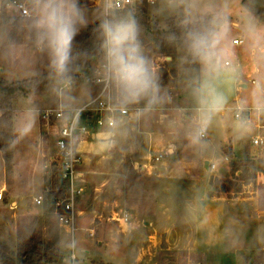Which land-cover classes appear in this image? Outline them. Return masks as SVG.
<instances>
[{"label":"rangeland","instance_id":"1","mask_svg":"<svg viewBox=\"0 0 264 264\" xmlns=\"http://www.w3.org/2000/svg\"><path fill=\"white\" fill-rule=\"evenodd\" d=\"M22 1L29 6L28 0ZM85 3H88V0H80L81 7ZM149 3L158 13L160 23H165V27L160 26L156 18L148 14ZM252 3L264 7V0H253ZM239 5L244 6L243 0H239ZM135 9L146 12L159 28L165 30L178 28L177 17H168L170 12L164 8L163 0H154V3L148 0H135ZM103 11L104 9L95 8L94 13L101 14ZM235 11L234 7L233 12ZM28 18L20 15L13 0H0V26L8 28L0 31V67L7 72V75H0V79L10 82L29 80L34 85L27 94L18 92L9 96L6 93H0V104L1 98L7 96L10 98L13 112L11 135L3 137L4 150L0 148V190L4 193L3 198L0 199V236L3 233L8 235L6 244H10L8 246L16 259H18V252L25 251L32 245L46 246L56 233L60 236V248L64 260L61 263L50 264H219L221 257L222 264H236L233 254L220 256L218 251L223 243L216 236L213 247L207 250L208 245L211 244L208 239L211 233L221 235L219 233L222 228L226 231L228 241L224 247L231 248L233 241H236L235 238L242 246L248 240L258 237L261 238L259 242H264V234L260 233L263 225L255 217L253 218L257 208L264 210V147L256 146L253 153L249 150H241L239 154L235 156L233 154L234 169L238 171H232L229 178L204 175L203 178H209L208 181L212 184L215 195L233 198L237 201L236 203L242 202L244 198H250L252 202H242L236 210L233 208L228 211L229 215L222 218L216 216L217 219L215 217L214 220L216 219L217 226L213 223L209 224L199 234L197 245L204 249L190 251L189 243L194 244L195 238L180 241L175 239L176 241H173L178 245L174 242L172 247L165 234L160 235L159 239L151 237L145 241L150 226L147 225L144 228L143 220L150 217L145 212V206H142L140 202L154 199L150 192L147 194L144 190V187L153 180L148 181L143 178L142 173H136L132 167L134 159L124 157L120 154L122 153L120 150L116 157L109 154L110 152L112 154L114 149L97 148L96 143L93 142L84 145L85 164L82 178L85 189L76 203L77 230L73 241L66 227L60 224L55 210V200L62 196L63 190H61L62 184L58 173L55 172L50 159L57 150L55 134L53 128L45 125L43 113L48 108H56L60 105L77 107L83 104L88 96V88L91 89V96L86 101L98 94L101 85L94 80V69L98 63L102 62V53L99 57L95 55L96 58L91 65L78 66L71 75L70 89L64 90L54 80L47 53L38 51L34 47L28 28ZM230 19L235 22L238 18L233 14ZM259 20L264 22L261 18ZM97 23H100V19L92 25ZM88 26L81 28L75 37L73 54L78 52L84 40L83 34L89 32ZM237 33L241 31L238 27H234L231 33L232 38L236 37ZM144 38L146 37L140 32V40ZM151 38V42L145 44V54L159 73L160 82L174 85L176 81L172 79V74L175 71V65L156 59L159 53L157 50L165 46L164 43L161 44V36L154 34ZM233 44L238 66L242 62L240 67L245 74L243 80L247 81L248 87L242 92L237 91V82L241 75L238 68L235 83L223 86L222 90L227 95L228 102L225 110L213 118L208 128V137L205 138L207 146L203 149L195 148L200 155L218 159L220 173L227 172L226 161L221 157L222 154L228 155L226 150L230 149V145L224 148L219 145L224 137L223 127L227 125L230 130H238L230 133L232 138L250 137V127L244 130L237 127L236 105L246 100V107L250 106L254 109L252 80H256L257 75L254 73L252 62L244 56L247 50L246 44L234 42ZM165 47L169 54L181 49L178 44ZM0 72H2L1 69ZM2 112L0 108V116ZM27 114L34 117V126L27 135L20 136L18 127ZM89 139L98 140L92 137ZM123 150H125L124 147ZM211 171L210 169L208 173ZM204 189L205 187H200L197 190V202H200L202 195L205 196ZM171 194V198L175 197L177 202H185L187 197L194 195L186 187ZM211 194V191L207 192L208 196ZM38 195L44 196L41 204L34 201ZM206 196L204 198L207 199ZM13 201L19 202V205L10 210L7 202ZM13 211L17 212L13 213ZM125 211L130 212V218L128 221H121L119 217ZM149 212L154 214V209L150 207ZM132 215L134 217L131 219ZM132 221L138 223L141 229L136 226L132 228ZM90 229H94V235H90ZM73 248L76 253L75 261L71 254ZM243 253V264H264V250L258 249V246L252 251L248 248ZM0 264L3 263L0 262Z\"/></svg>","mask_w":264,"mask_h":264},{"label":"clouds","instance_id":"2","mask_svg":"<svg viewBox=\"0 0 264 264\" xmlns=\"http://www.w3.org/2000/svg\"><path fill=\"white\" fill-rule=\"evenodd\" d=\"M31 16L28 28L34 47L45 52L57 85L69 90L72 83L73 41L88 21L80 0H28ZM98 33L102 53L101 73L113 93V112L124 114L132 105L144 104L130 117L138 119L163 102L158 72L145 54L140 40V26L131 13L119 15L115 0H102ZM164 8L177 17L179 35L167 37L170 44H178L183 62L199 65V73L191 81V96L195 102L194 115L187 132L190 144L203 149L205 136L213 118L225 110L228 97L224 85L235 83L238 62L234 50L232 29L238 27L242 42L253 61L254 81L252 103L257 114H264V25L260 24L248 6L239 0H163ZM235 7L236 11L233 12ZM235 14L237 21L230 17ZM247 101L236 105L237 127L247 129L250 122L241 114ZM124 121L110 117L109 127L115 135ZM34 126V117L27 114L18 132L27 135ZM110 146V145H108ZM215 163L213 167H215Z\"/></svg>","mask_w":264,"mask_h":264},{"label":"crops","instance_id":"3","mask_svg":"<svg viewBox=\"0 0 264 264\" xmlns=\"http://www.w3.org/2000/svg\"><path fill=\"white\" fill-rule=\"evenodd\" d=\"M148 1L154 3V0ZM81 8L84 10L88 25H92L101 17V14L94 13L95 8L104 9V5L102 4V0H88V3H85ZM148 14L150 16L152 15V18L154 16L160 26L165 27V23H160L161 21L158 18V13L151 7L150 3L148 4ZM173 16L175 15L169 13L168 17ZM256 19L260 24L264 25V22L260 21L258 17H256ZM3 29L6 30L8 28L3 25L0 26V31ZM235 36H241V33H237ZM142 46L143 48L145 47L143 44ZM183 56L184 52L181 48L171 54L158 53L156 57L157 61L164 63L168 61V63L175 65V71L172 74V79L176 81L174 85H169L167 82H160L161 96L163 98L162 103L156 105L151 111L144 113L138 119L131 120V115L138 108L144 107L142 105H135L136 108L132 109L131 112L122 119L124 123L119 129L115 130V135H109V133L114 131L111 130L110 132H101L97 136L92 137L95 139L97 138V141H91V139L88 138V141L81 144V151L84 158V145L86 146V144L90 142L96 143L95 145H97V148L114 149L112 154L111 152L109 153L113 156L119 155L121 151L122 153L120 154L124 157L126 156L130 159H134L132 167L136 173H142L143 178L148 181L153 180L154 183L150 182L149 185L144 187V190L147 194L150 192L154 199L152 201L144 200V202H140L142 206H145V212L148 217H150V219L143 220L144 228H146L147 225L150 226L147 231L148 237L145 241H148L151 237L159 239L160 235L165 234L168 243H170L172 247L177 239L180 241L181 239L186 240L195 238L196 242L194 244L189 243V245L191 244L190 251L195 249L202 251L204 248H199L197 245L201 230L212 223L214 226H217V222L215 221L217 217L222 218L227 214L229 215L228 211L233 208L236 210V207L242 205V202L247 203L252 201L250 198H244L242 202L236 203L237 201L233 198H224L220 195H215L213 193V186L208 181L209 178H203L204 175L207 174L229 178L232 175V168L230 165L231 158L226 154H222L221 158L226 161L227 172L220 173L218 171L219 160L211 159L206 155H200L187 139L191 117L194 115V109L196 107L191 96L190 84L193 78L199 73V65L183 62ZM244 56L253 64L248 49L244 52ZM240 66H238L241 71V75L237 82L238 92H242L248 87L247 81L243 80L245 74ZM0 69L2 70L0 75H7L4 68L0 67ZM260 74H264V67L261 68ZM253 80L252 82L254 83ZM244 83L247 85L243 86ZM88 89V96L85 101L91 96V89ZM243 116L250 122V137L240 138L237 136L232 138L230 133L232 131L237 132L238 130H230L228 126L225 125L223 127L224 137L219 143L221 148L230 145V149L234 156L239 154L241 150H249V152L253 153L257 147L252 139L256 135H264V114H257L253 108L247 106L245 107ZM207 137L208 135L206 134L205 138ZM123 147L125 150H123ZM212 162L216 163L215 168H211ZM84 164L85 158L83 166ZM210 169L212 171L208 173ZM182 187H186L190 192H193L194 195L190 198L187 197L184 200L185 202H177L174 199L175 197L173 199L171 198V193H177ZM200 187H205V196L207 192L210 191L212 194L209 196L207 195V199L202 195L200 197V202H197V190H199ZM145 199L147 198L145 197ZM7 204L10 206L9 209L11 210L14 209L13 207H17L19 202L13 201L7 202ZM150 207L154 209V214L149 212ZM16 212L17 211H13V213ZM132 217H134V215L131 216V219ZM215 217L216 219L214 220ZM254 217L263 225L261 226L262 229L260 232L263 235L264 210L257 208L256 211H254L253 218ZM186 225H188V227ZM134 226L141 229L138 223L132 221V228ZM217 229L219 230V228ZM220 232L219 234L221 235H215V233L209 235L208 239H210L211 244L208 245L207 250L213 247L214 237L216 236L218 239L220 238L221 240H219L223 243L222 248L218 251L221 254L220 256L231 253L235 257L236 264H243L242 257L244 255V250L249 248L250 251H252L257 246L258 249L264 250V242H259L261 239L260 237L254 240H248L244 246L240 245L237 238H235L236 241H233L234 243L231 248L224 247L228 241L226 240V231L222 228ZM7 239L8 235L6 233L1 234L0 242L6 244ZM176 244L177 242H175V245ZM7 245L10 244L8 243ZM120 262L122 263V261ZM219 264H222V257Z\"/></svg>","mask_w":264,"mask_h":264},{"label":"built area","instance_id":"4","mask_svg":"<svg viewBox=\"0 0 264 264\" xmlns=\"http://www.w3.org/2000/svg\"><path fill=\"white\" fill-rule=\"evenodd\" d=\"M13 4L21 16H31V9L24 1L13 0ZM114 7L116 10H123L125 8L135 9V0H115ZM233 42L243 44L241 36L234 37ZM94 71V80L101 85L95 97L77 107L60 105L56 108H48L43 113L45 125L48 128H53L55 134L57 150L51 155L50 159L55 172L58 173L62 184L61 190H63L62 196L55 200V210L60 224L66 227L73 241L77 230L78 211L76 203L79 195L85 189L82 178L84 174V158L81 144L88 141L89 137H95L101 132L113 130L109 127L110 117L123 119L132 109L136 108L135 106H130L122 115L113 112V93L103 79L101 63H98ZM241 115L243 116L244 112ZM252 141L256 146L264 147L263 134L256 135ZM214 163H211V168L216 167H213ZM3 195V190H0V199L3 198ZM34 201L37 204H41L44 201V196L38 195L34 198ZM129 218L128 211H125L119 217L121 221H128ZM89 233L90 235H94V229H90ZM71 254L73 261H75L76 253L74 248Z\"/></svg>","mask_w":264,"mask_h":264},{"label":"trees","instance_id":"5","mask_svg":"<svg viewBox=\"0 0 264 264\" xmlns=\"http://www.w3.org/2000/svg\"><path fill=\"white\" fill-rule=\"evenodd\" d=\"M253 0H243V5L252 9L253 14L264 20V7L256 6L252 3ZM116 10V9H115ZM119 15H125L131 13L135 16L139 26L140 32L146 38L141 40V43L145 45L151 42L152 35L161 36V44L173 45L168 42L167 37L171 33L179 35V28L165 30L156 26L149 18L146 12H142L133 8H125L123 10H116ZM99 23L97 25H89L88 31L83 34L84 40L79 46L78 52L73 54V62L71 64V75L75 72L76 68L82 64H90L93 62L94 56H100V37L97 31ZM160 43V42H159ZM157 50L159 53H168L167 47ZM34 85L29 80H21L10 82L0 79V93H6V95H14L21 92L27 94L33 89ZM144 106L143 102L140 104ZM0 108L2 114L0 116V148L4 150L3 137L5 135L10 136L13 123V112L10 98L3 96L1 98ZM229 157H231L230 165L233 172H237L238 169H234L235 161L233 160V152L231 149L226 150ZM18 259L14 257L12 249L7 244L0 242V262L3 264H50L56 262H63L64 255L60 248V236L59 233L53 236L49 244L46 246L32 245L25 251L18 252Z\"/></svg>","mask_w":264,"mask_h":264},{"label":"water","instance_id":"6","mask_svg":"<svg viewBox=\"0 0 264 264\" xmlns=\"http://www.w3.org/2000/svg\"><path fill=\"white\" fill-rule=\"evenodd\" d=\"M94 58H96V56H94ZM246 85H247L246 83L243 84V86H246Z\"/></svg>","mask_w":264,"mask_h":264}]
</instances>
